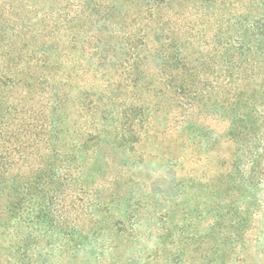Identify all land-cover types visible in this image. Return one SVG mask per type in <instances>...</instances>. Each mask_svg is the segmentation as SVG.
Listing matches in <instances>:
<instances>
[{
  "label": "trees",
  "instance_id": "trees-1",
  "mask_svg": "<svg viewBox=\"0 0 264 264\" xmlns=\"http://www.w3.org/2000/svg\"><path fill=\"white\" fill-rule=\"evenodd\" d=\"M161 113L191 162L235 143V183L264 188V0H0V228L93 244L122 181L111 154L133 160Z\"/></svg>",
  "mask_w": 264,
  "mask_h": 264
},
{
  "label": "rangeland",
  "instance_id": "rangeland-1",
  "mask_svg": "<svg viewBox=\"0 0 264 264\" xmlns=\"http://www.w3.org/2000/svg\"><path fill=\"white\" fill-rule=\"evenodd\" d=\"M109 81L125 91L117 73ZM74 85L72 125L84 135L91 124L79 118L76 105L87 83L76 77ZM166 119L163 113L155 118L156 139L127 164L130 154H111L122 181L114 188L116 201L99 216L111 230L74 252L57 237L34 245L28 230L16 236L0 228V264H264V188L252 192L235 183L237 145L210 153L206 141L193 147L199 162H191L183 144L187 134L172 127L165 132ZM209 122L212 129L217 125Z\"/></svg>",
  "mask_w": 264,
  "mask_h": 264
}]
</instances>
